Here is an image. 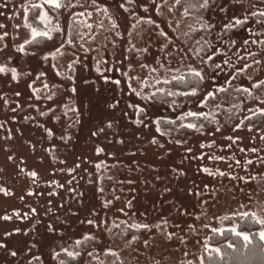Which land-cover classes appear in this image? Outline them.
<instances>
[{
	"label": "rangeland",
	"instance_id": "1",
	"mask_svg": "<svg viewBox=\"0 0 264 264\" xmlns=\"http://www.w3.org/2000/svg\"><path fill=\"white\" fill-rule=\"evenodd\" d=\"M69 2L74 6L56 9L44 0H0V65L9 69L0 74V187L12 193L0 192V243L6 245L0 248V264H204L210 236L225 229L226 218L247 212L264 220V116L251 111L264 108L259 102L264 85L251 89L252 96L236 91L264 80V0H215L209 9L187 16L175 0H169L175 5L171 11L166 5L159 15L148 0L127 5L128 12L119 7L123 0H96L98 7L91 0H61ZM103 8L118 29L109 30ZM32 9L39 26L29 22ZM43 12L48 13L47 28L39 21ZM140 18L154 24L138 23ZM236 19L245 22L236 25ZM33 27L49 31L51 39L37 37L44 46L29 52L26 41ZM129 39L148 52H128ZM22 45L24 53L18 51ZM157 60L173 69H161L160 79L202 68L205 78L198 94L176 97L175 105L168 102L172 98L161 103L137 96L125 83L128 65L135 69L128 75L153 84L139 64L159 68ZM105 77L121 84L105 83ZM131 83L140 88L135 80ZM221 88L227 91L219 92ZM209 90L218 94L202 107ZM105 102L117 107L109 109ZM66 106L79 113L65 116ZM189 111L209 116L193 121L203 123L200 131L180 128L179 117ZM155 120L176 124L167 130L160 125L167 133L162 136ZM109 121L112 128L105 127ZM102 127L103 132L92 135ZM67 136L71 139L66 141ZM33 170L35 182L28 175ZM5 215L11 219H2ZM133 223H147L151 231L132 229ZM85 235L95 239L77 247L75 241ZM64 249L80 255L68 257Z\"/></svg>",
	"mask_w": 264,
	"mask_h": 264
},
{
	"label": "snow or ice",
	"instance_id": "2",
	"mask_svg": "<svg viewBox=\"0 0 264 264\" xmlns=\"http://www.w3.org/2000/svg\"><path fill=\"white\" fill-rule=\"evenodd\" d=\"M135 2H136V0H123V2L119 5V7L122 8L125 12H128L129 8L127 7V5L135 4ZM240 2H242V0H240ZM44 3L50 5L51 7H54L56 9H59L61 7H72V6H74L70 2L68 4H62L61 0H44ZM148 3H149V5H156L155 11H156V13L158 15L162 14L160 12V9L163 8L166 5L168 6V10L171 11L172 7H174L175 5H180L181 3H184L185 4L184 15L187 16L190 9H196L198 11L199 10H207V9H209L212 6V4L215 3V0H194V2H193V0H175V5H169V0H161L160 4H157V0H148ZM91 4L94 7H98L96 0H91ZM80 6L83 7L84 5H80ZM33 7H36V6L34 5ZM39 7L42 8L43 5H40ZM143 10L145 12H148V7L147 6L144 7ZM101 11H103L105 13V15L108 16V18H109L110 25H111V28L109 30L118 29L119 28V24L114 19H112L111 15L108 12V9L107 8H103V9H101ZM79 15L82 16V15H84V13H79ZM260 15L264 16V13H261ZM88 16L91 17V13H88ZM39 21H40V23L44 24L45 28H47V22H49L48 13L47 12H43L40 15V17H39ZM137 22L138 23H147L148 25L154 24V21L151 18H140ZM244 22L245 21L241 20V19H236L235 20V24L236 25L242 24ZM85 26L89 30H91L92 27H93L92 24H85ZM98 26L100 28H103L104 27L103 22L101 21ZM29 27H31V25H29ZM135 27H136V25L132 26L133 31L135 30ZM158 27L159 26L157 25V29H158ZM211 27L212 26H208V28H206L205 30L210 31ZM227 27H232V25H228ZM189 28H190V31H191V26H189ZM117 35H120V34L117 33ZM140 35H141V33H137V36H140ZM159 35L164 36L167 39V33L160 32ZM186 35H187V33H186ZM128 36L129 37L132 36V31L128 32ZM37 37H46L48 39H51V36L49 35V31H38L36 28L33 27V28H31V40L30 41H26V44L27 43H31L32 41H35L37 39ZM80 37H81V39L84 38L83 37V33H80ZM121 38H123V37L121 36ZM0 39H2V37H0ZM93 39H94V37H93ZM197 43H199V41ZM253 43H256V41H253ZM261 43H264V42H261ZM68 44L73 45V47H74V44H73L71 39L68 40ZM166 47H167V44L162 46V48H166ZM133 50H136V51H138L140 53H147L148 52V48L147 47H144V48H141V49H136V45L131 42V39H129L128 52H132ZM18 51L21 52V53H24L25 52V46H23V45L20 46L18 48ZM56 51L60 55H63V52L61 51V49H57ZM196 54L199 55V50L197 51ZM50 55H52L53 59L56 58L54 54H50ZM45 59H48V57L46 56ZM201 59L203 61V58H201ZM209 59H210V57H209ZM181 62H182V59H181ZM104 63H107V62L104 61ZM156 63L159 65V68L151 67L150 65H148L147 63H144V62H141L139 64V67L141 69L147 70L148 71V76L152 77L154 79L155 82L153 84H149L148 78H145V79L141 80L138 75L137 76L128 75L129 72H134L135 71V69L132 67V65H128L127 72L124 73V75L127 77V80L125 81L126 86L130 90L134 91L137 96H140L141 99H143L145 101H157L158 100L161 103H163V102H165V98H172L168 102L170 104H172V105H175L176 104V100H175L176 97L196 96L198 94V90L200 89V86L202 85V83L204 81V78H205L202 68L197 69V68L190 67L189 70L187 72H185V73H181L179 75L172 74L169 77H165L163 79H160L159 78V73H160L161 69L167 71L168 73H172L173 69L170 66L165 69L164 63H162L159 60H157ZM168 63L170 65L171 61H168ZM53 67H55V65H53ZM215 67L217 69H219L221 66L219 64H217V65H215ZM8 71H9V69L6 66L0 65V74H7ZM10 71L12 73V79L16 80L17 79L16 69L12 68ZM97 71H100V69L97 68ZM175 71H179V70L177 69ZM57 74L59 75V72H57ZM153 74H156V75L153 76ZM104 79H105V83H111V84H115L117 86H119L121 84V81L119 79L111 80L108 77H105ZM233 79H235V76L233 77ZM249 79H251V77H249ZM133 80H135L140 85V88L138 90L132 88V83L131 82ZM161 84H164V85L177 84V85H182L184 87H187L189 84H192L194 86L191 87L190 91H173L171 89L165 90L162 87H157V85H161ZM262 85H264V80H260V81H258L256 83H253L250 88H237L236 91L237 92H244V93H247L249 96H252L253 92L251 91V89H258ZM44 87L48 88L49 86H48V84H44ZM145 88H153L154 90L151 91L150 93H146L145 94L144 93V89ZM218 91L219 92H226L227 89L221 88ZM72 92L75 93L76 89L73 88ZM217 94H218L217 92H213L211 90L205 92V96L201 98L202 99V105L201 106L202 107L207 106V100L208 99L215 100ZM16 95H19V93H16ZM52 98L53 97L51 95L48 96V99H52ZM259 102L261 104H264V100H260ZM105 103H106V107L109 108V109H115L117 107L116 104H107V102H105ZM216 107L219 108L220 105L217 104ZM69 111L75 112L77 114L79 113L78 109H76L74 107H67L66 106V110L64 112V115L67 116ZM251 111H252L253 116L257 115V112L259 113V115L264 116V108H261V109H258V110L252 109ZM139 112L140 113H144V109L140 108ZM208 119H209V116L207 114H201V113H198V112L189 111L186 114H183V115H181L179 117V120L181 121L179 126H180V128H186V129H192V130H195V131H200L203 128V123L197 124V123H195L193 121H203V120H208ZM247 119H252V117H247ZM185 120H187L188 122L184 123L183 121H185ZM133 122L139 125V124L143 123V120H135ZM154 123L157 126L156 127V131L159 132L160 135L163 136V135L167 134L166 132L161 131V127H160V125L162 124L161 120H155ZM164 123H168V124H173L174 125V124H176V121L168 120V121H164ZM112 126H113V124H112L111 121L107 122L106 125H105V127H107V128H112ZM104 130L105 129L103 127L99 128L96 132H93L92 135L95 136L98 133L103 132ZM249 130H251V129H249ZM47 134L49 136L53 135L51 130H47ZM8 138L10 139L11 137H8ZM64 139L67 141V140H70L71 137L67 136V137H64ZM228 139H232V137H228ZM262 139H264V137H262ZM120 142L123 143V141H120ZM150 142L153 143V144L157 143V141L155 139H153ZM233 142H235V141H233ZM160 147H163V145H160ZM201 147H205V145H201ZM208 147H211V145H208ZM97 151L99 153V152H102L103 149H98ZM253 151H255V149H253ZM8 159L9 160H13L14 157L13 156H9ZM217 159H219V158L217 157ZM237 163H239V161H237ZM248 163H252V161H248ZM97 167L99 168V165H97ZM20 170L22 172L24 171V169H20ZM204 171L207 172L209 170L208 169H204ZM209 174H211V173H209ZM28 175L33 179V182H35V180L38 178V174L34 170L29 172ZM220 175L223 176L224 173L221 172ZM101 191H103V189H101ZM0 192H3V194L5 196L12 195V193L7 188H4V187H0ZM29 194L31 195L33 193L30 192ZM105 206H107V205H105ZM129 206H131V202L130 201H129ZM31 211L33 213H35V209H32ZM15 214L19 215V213H15ZM243 216L247 217V216H249V214L247 212H245V213H243ZM2 219L9 220V219H11V217L8 216V215H5V216L2 217ZM88 223L91 224V223H93V221L89 220ZM162 223L165 226L167 225V221L166 220L162 221ZM257 223H259L262 226H264V220H257ZM116 226L119 227V225H116ZM176 226L179 227V225H176ZM129 227L132 228V229H135L137 231H140L142 229L151 231V226L149 224H147V223H133V224L129 225ZM155 227L157 229H160L161 228V224L158 223V224L155 225ZM51 228H52V226L49 225V229L50 230H51ZM214 231H215V229H214ZM231 232L234 233V235L237 238H239V239L237 241H234L233 243H230L228 245L229 248H236L237 246H239V249L243 250V249H247L249 247V245L252 244L253 237L251 235H249L247 232H245L243 230H238L237 228L231 229ZM8 235H11V233H9ZM172 236H173L172 233H168L167 237H166L167 240H171ZM259 238H260V240H264V231L259 233ZM94 239H95V237H93V236L85 235L83 237V240H76L75 241V245L77 247H79L83 243H86V242L94 240ZM241 241H242V243H241ZM4 247H6V245L0 243V248H4ZM145 247H147V244H145ZM262 247H264V246H262ZM212 251H214L216 253H220L221 250L219 248H216V249H212ZM64 252L66 253V255L68 257H72V258L78 257L80 255L79 252L74 254L73 252L68 251L67 249H64ZM107 254L112 256V257H117L118 258V253H116L115 251H109ZM11 255L13 257H15L17 255V253L15 251H12ZM56 255L59 256L60 253H56ZM88 255L92 256L93 253L89 252ZM61 264H64V262L61 261ZM113 264H115V261H113ZM121 264H122V262H121ZM157 264H158V262H157Z\"/></svg>",
	"mask_w": 264,
	"mask_h": 264
},
{
	"label": "trees",
	"instance_id": "3",
	"mask_svg": "<svg viewBox=\"0 0 264 264\" xmlns=\"http://www.w3.org/2000/svg\"><path fill=\"white\" fill-rule=\"evenodd\" d=\"M194 2V0H193ZM179 8L185 9V4L178 5ZM202 10L190 9L189 13H198ZM29 22L32 25L39 26L36 19V10L32 9L28 15ZM38 39L28 44L26 49L29 52L39 51L43 43H38ZM44 42V41H43ZM46 44V43H45ZM204 83V82H203ZM202 83V85H203ZM200 86V89L202 88ZM169 88L177 89L180 91H190L194 85L189 84L187 87L182 85H167ZM199 89V90H200ZM162 128L169 129L171 124L162 122ZM225 229L222 232H216L210 236L208 247L203 251L204 264H264V240H260L259 233L261 224L257 223V219L253 215L244 216H231L223 221ZM237 228L243 230L253 237L252 244L247 249L229 248L228 245L237 241L231 229ZM242 243V241H241ZM219 248L220 253L212 251V249Z\"/></svg>",
	"mask_w": 264,
	"mask_h": 264
}]
</instances>
